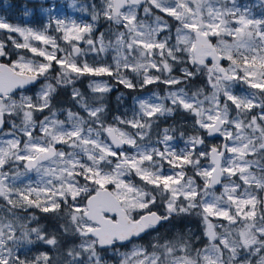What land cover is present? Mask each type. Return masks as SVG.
I'll return each instance as SVG.
<instances>
[{"label":"snow or ice","instance_id":"obj_1","mask_svg":"<svg viewBox=\"0 0 264 264\" xmlns=\"http://www.w3.org/2000/svg\"><path fill=\"white\" fill-rule=\"evenodd\" d=\"M91 7L92 21L103 17L110 28L115 26L114 41L106 43L103 32L93 39L94 23L56 19L34 29L0 18V30H5L0 57L9 55L10 42L14 49L42 58L19 55L9 64L0 63V136L12 137L0 139V198L5 202L0 212L25 221L14 224L0 216V264H105L101 251L107 249L118 253L117 264H264V194L255 191L264 193V18L252 16L237 0H102L98 9ZM141 9L145 20L138 19ZM173 27L175 43L170 44ZM50 29L59 36L50 34ZM161 33L167 34L158 39ZM80 41L88 45L87 50L79 46ZM110 48L115 51L112 64L82 59L88 52L99 55ZM223 60L228 61L226 67ZM54 63L59 66L55 76L51 75ZM172 64H190L195 71L184 67L181 76H172ZM150 69L170 75L162 79L150 74ZM122 70L140 74L141 88L157 82L180 85L203 71L205 87L211 91L200 87L189 93L180 87L164 96L153 93L138 101L139 112L131 118L114 117L113 124L105 125V105L93 103L102 100L111 87L106 81H94L89 87L100 95L91 103L79 89L73 87L71 92L87 118L71 109L67 124L56 118L52 101L59 88L73 85L74 79L84 75L111 76L135 88ZM41 79L44 82L34 96L24 94L26 86H35ZM237 82L254 91L234 94ZM177 108L192 113L195 125L209 136L221 134L225 142L198 150L205 140L194 135L177 150L170 143L174 138L168 128L154 142L149 133L155 119ZM253 109H259L257 114H252ZM45 110L49 115L37 121L34 114ZM14 115L21 117V123L9 120L12 129L3 132L5 117ZM37 127L41 135H34ZM58 144L72 151L58 149ZM155 144L162 145V150ZM125 145L133 151H124ZM18 162H24L23 171ZM165 163L170 174L165 173ZM189 166L194 175L187 174ZM29 172L37 173L38 179L21 181ZM132 175L141 183L126 179ZM196 176L203 179L202 185ZM18 181L22 186H17ZM217 185L223 188L219 195L214 191ZM158 195L164 203L162 214L152 210ZM62 205L60 219L65 223L60 227L64 234L79 239L66 250L68 259L54 261L47 252L21 258L25 244L42 242L53 248L60 244L35 214L21 213L39 209L59 216ZM193 209H199L195 214L204 225L207 243L203 247L193 248L189 238L150 244L152 251L140 245L119 253L117 245L131 243L174 216L192 214ZM213 217L223 218L228 226L214 224ZM238 223L242 226L233 227ZM253 256L258 259L253 261Z\"/></svg>","mask_w":264,"mask_h":264},{"label":"rangeland","instance_id":"obj_2","mask_svg":"<svg viewBox=\"0 0 264 264\" xmlns=\"http://www.w3.org/2000/svg\"><path fill=\"white\" fill-rule=\"evenodd\" d=\"M102 3V0H61L58 2H48V3H32L30 5L29 2H26L23 0L22 3H16L13 0H0V18H3L6 22L13 24V25H19L21 27H31L34 29H42L46 24L49 23L51 20L53 23L56 19H64V20H75L77 23H94V33H93V39H97L99 37V34L101 32L105 33V42L107 43L109 40L114 41L115 35L114 32L116 31L115 26L113 25V28L110 29V22L105 20L103 17L98 19L97 21H92V5H96L97 9L100 7ZM36 4V5H33ZM237 4L241 8H247L252 16L256 18H264V0H248L245 2H242L241 0H237ZM138 19L139 20H145V16L141 10H138ZM165 19L169 20L170 24H175L174 21H171L170 18L165 16ZM120 31H123L124 29L121 27L119 29ZM50 34H56L53 33L52 30H49ZM167 33H161L160 36H158V39L163 38V36ZM13 36H16L21 42L22 37H19L18 34H11ZM59 36V34H56ZM5 37V30H0V38ZM171 40L169 41L170 44L175 43V27H173L171 32ZM225 39H231L229 37H225ZM61 43L62 47H67V43L63 41H58ZM10 43V42H9ZM81 45V48L87 50L88 45L84 43L83 41L78 42ZM39 46V45H38ZM10 52L9 55L6 56L7 59L10 60L9 63L12 61H15L18 59L19 55H23L26 58H33L42 60V58L35 57L34 54L29 52L28 50H19L14 49L13 45L10 43ZM58 55H63V53H59ZM115 56V51L113 49H109L107 53H100L99 55L95 53L88 52L85 57H82V59H87L90 64H112L113 63V57ZM2 57H0V61ZM80 61L78 60V63ZM211 61H209L210 63ZM169 63H172L169 61ZM228 65V61H227ZM184 67H189V70L195 71V66H191L190 64H172V76H181L182 72L181 69ZM59 71V66L53 64V70L51 72V75L55 76L56 73ZM126 76H128L129 79L132 80L133 84L136 85L135 88H127L125 85L120 84L111 76L103 75V76H90V75H84L80 77L79 79H74L73 85L66 86L68 88L69 95L71 97L72 88L75 87L80 90L81 93H83L84 97L91 103L93 102L94 97L99 96L100 94L93 93L92 89L89 87V85L94 81H106L107 84L111 87V91L105 93L107 96L103 97V100L96 101L93 103V106H99V104L105 105V111L109 107L110 100L109 97L111 96V99H113V106L111 109V114L107 115L103 114V121L105 125L113 124L114 123V117H122V118H131L134 114V112H139V104L138 101L140 99H146L149 97H152L153 93H157L160 96H164L168 91L170 90H176L177 88L184 87L189 93L192 91L190 89H187L186 84H180V85H174V86H168L163 83L157 82L154 84L146 85L145 87H140V82L142 80V76L137 73H132L130 70H122ZM205 73V72H204ZM150 74L152 75H160L162 79L167 78L170 74L167 72H159L155 69H150ZM204 86L206 85V73H205V79H204ZM44 81H42L40 84H42ZM40 84L33 88L27 89V91L24 92L25 95L34 96L36 92L39 91ZM82 84H86V87L88 90H90L89 97H86L87 91L81 87ZM200 87H197L198 89ZM196 89H193L195 91ZM233 93L236 95H246L249 91H254L248 88V86L244 83L237 82L233 84L232 87ZM210 88H205L206 93H210ZM109 95V96H108ZM17 100L19 99V95L15 97ZM129 101H127V99ZM203 99V97H201ZM223 100V97L221 98ZM167 106H171L170 101L165 102ZM76 106L78 104L75 103ZM205 106L207 107L208 104L205 102ZM80 108V107H78ZM69 109V108H68ZM66 108H59L57 110V119L64 120L67 124V110ZM81 109V108H80ZM84 111V110H83ZM259 109H253L252 114H257ZM80 115L85 116L87 118V113L84 111V113L78 112ZM49 115L48 110H45L42 114L36 113L34 114V118L39 121L43 119V116ZM231 115H235V112L232 111ZM167 116H170L173 118L167 119V122L171 123L170 125L165 124V118ZM7 123L6 127L4 128L3 132L7 133L12 129V124L9 122V120H13L17 125L21 123V117L20 116H12L8 117L6 116ZM161 118V119H160ZM197 118L190 112H187L183 109L177 108L172 114H166L165 116L159 117L158 119H155V122L153 123L152 130L149 133L152 140L155 142L157 138H162L163 136V129L168 128L169 135L173 136V140L170 142L173 146L177 148V150L185 147V142L188 140L190 136L199 135L204 138L205 145L198 146V150L207 147H211L212 145H220V142L222 140L216 141L215 139L209 138L207 136L206 130L200 129L198 125H195V120ZM121 127H127L128 131H134L129 126H122ZM234 130V129H233ZM181 133H183V136H181ZM39 131V127H37L34 130V135H41ZM106 135V134H105ZM11 136H0V139H11ZM103 138V137H102ZM24 138L22 137V140ZM59 149H62L64 151L70 152L72 149L70 147H66L62 144H58ZM156 147H160L162 150V145L155 144ZM123 150L127 152L133 151L131 146L125 145L123 146ZM255 158L253 156H249V159ZM82 159L86 160V157H82ZM19 163V170L23 171L24 168V162H18ZM201 163H206L205 161H201ZM21 164L23 167H21ZM15 170V169H13ZM164 170L166 174L171 173V169L168 167V165L165 163ZM253 171L259 174V169L253 168ZM186 172L188 175H194L193 169L191 166L186 168ZM28 178H31L33 181L38 179V175L35 172H29L27 177H21V181L26 182ZM130 178L134 183L138 184L137 179L140 180L139 177H136L135 175H132ZM137 178V179H136ZM80 179L81 183H84V180L82 178ZM197 184L202 185L203 179L201 177L196 176L195 177ZM233 179H237L236 177H233ZM239 182V181H238ZM17 186H22V183L20 181L17 182ZM217 195H219L223 188L222 186L214 189ZM256 193L258 195L264 194L261 193L259 189H255ZM5 202L2 198H0V205H3ZM39 209H29L27 213H21L23 216H27L28 214H35L37 217L39 216ZM198 211V210H197ZM0 216H5L6 219L4 222H7V220H12L14 224H20L24 223V220H17L13 219L11 216H8L7 213L0 212ZM59 216H63V205H62V211L60 212ZM212 222L214 224H223L225 226H228V222L224 220L223 218H211ZM30 227L34 225H29ZM239 223L233 227H240ZM163 228L168 229L167 231L172 234V237H165L163 239H160L159 232H156L152 235V239H154V243L159 242L160 244H163L165 241H177L182 242L183 237L186 236L187 238H191L193 240L192 247L193 248H201L204 246V244L207 243V237L203 235L204 231V225L202 222V219L195 220L193 222H190L188 220L184 221L183 230L179 231L177 226L175 224L170 225H164ZM159 229V231H162ZM46 231L52 233V234H62L63 230L61 227H54V228H48L45 229ZM190 230V231H189ZM217 231H223L221 228H217ZM16 235H20L19 229L16 232ZM57 237V236H56ZM72 237V236H71ZM195 237H200L199 240H195ZM34 239V237H33ZM58 239V238H57ZM74 239V237H72ZM79 243V239L76 244ZM143 244V243H142ZM140 243V240H134L131 243L125 244L124 246L117 245L116 247L119 250V253H125L130 252L133 248V246H140L142 245ZM74 245L73 242H71V246ZM144 246V245H143ZM57 248H53L50 245H46L42 242H36L34 244H25L24 248L22 249L21 258H28L31 259L34 256L39 255L41 252H47L50 257L54 261L59 260L58 255L56 252ZM108 257L103 259L105 264H117L118 260L120 259L118 253H116L113 249H107L106 251ZM83 258V257H81ZM253 261L258 259V257L253 256Z\"/></svg>","mask_w":264,"mask_h":264},{"label":"trees","instance_id":"obj_3","mask_svg":"<svg viewBox=\"0 0 264 264\" xmlns=\"http://www.w3.org/2000/svg\"><path fill=\"white\" fill-rule=\"evenodd\" d=\"M13 1L16 2V3H18V4L23 2V0H13ZM241 1L242 2H245V1H248V0H241ZM30 5H32V3H30ZM33 5H36V4H33ZM2 38H5V37L3 36ZM213 40L215 41V38ZM9 46H10V43L7 42L6 51H9L10 52ZM1 60L2 61H5L7 63L10 62V60L7 59L6 57H2ZM225 63L227 64V61L226 60H225ZM204 79H205V73L202 71L194 79H189L186 83H182V84H186L187 89H190L191 91H193V89H196L197 87H203L204 86V81H205ZM42 81L43 80L41 79L40 82H42ZM81 87L87 91L86 97L88 98L89 97V94H90V90L87 89L86 84H82ZM205 88L207 89L208 87H205ZM95 94H99V93H95ZM105 96H107V94H104L103 95V97H105ZM129 99L130 98H128L127 101H129ZM105 100L102 99V101H105ZM109 100H110L109 107L105 111V114H107V115L111 114V109H112V106H113V99H111V96L109 97ZM52 103H53V105L55 106L56 109H59V108H66V109H68L69 108L73 112H81L82 111V113H84V111H83L82 108L81 109L78 108L80 106H76L75 105V102L71 99V97L69 95V92H68V88L66 86L61 87V88L58 89L57 94L55 95ZM167 119L168 120L169 119H172L173 120V118H169V117H166L165 118V124L166 125H170L171 123H169V121L167 122ZM6 120H8V118ZM21 167H23L22 164H21ZM137 181H138V184L141 183V181L139 179H137ZM149 187H151V186H149ZM157 204L160 206V208L162 210H164V203L162 202V200H161L160 197L158 198ZM196 212H199V209H193L192 210V214L189 215L190 218H191V220H194L195 221V220L201 219L200 216H197L195 214ZM38 218H39V223L41 225H43L45 227V229L54 228V227H60L61 224H64L65 223V220L64 219H60V216H57V214H55V213H43V212L39 211ZM174 221L178 225H181V226L183 225V221H181V217L180 216L179 217L174 216ZM32 225L35 226V223H33ZM169 234H170V232L164 229L163 232H162V234H161V237L163 238L164 235H165V237H170L171 235H169ZM56 236L58 238V241L60 242L59 248H57V250H56L57 255H58V259L60 261H66L68 259L66 257V255H65L66 250L71 246V242H73L74 245H75L77 243V241H78V238L72 239V237L70 235H66L64 233H62V234H56ZM189 238L184 237L183 240L189 239ZM147 241H149V239L143 241V243H145V245H147L149 247V242H147ZM106 251L107 250H102L101 251V256L103 257V259H105V258L108 257Z\"/></svg>","mask_w":264,"mask_h":264},{"label":"flooded vegetation","instance_id":"obj_4","mask_svg":"<svg viewBox=\"0 0 264 264\" xmlns=\"http://www.w3.org/2000/svg\"><path fill=\"white\" fill-rule=\"evenodd\" d=\"M112 28H113V26H112L110 29H112ZM167 117L171 118L170 116H167ZM171 120H172V119H171ZM223 141H224V138H223ZM220 145H221V142H220ZM57 146H59V145H57ZM220 187H221V186H220ZM218 188H219V187H218ZM215 189H217V188H215ZM158 198H159V195H158ZM158 198H157V202H158ZM152 210H153V211H157L158 213H161V214H162L163 211H164V210H162V209L160 208V206H159L158 204H156L155 206H152ZM180 217H181V221H183V225H182V226L176 224V222L174 221V217H172L171 220H170L169 222H164V223H162L161 225H157L156 229H154V230H149V232H148L147 234H145L143 237L139 238L138 241L140 240V243L142 244L143 241L149 239V241H147V242H149V247H148L147 245H145V243H143L142 245H144V247L148 248L149 251H152V248L150 247V244H155V243H154V239H155V238L152 239V238H151L152 235H153L154 233H156V232H159V234H160L159 238H160V239L165 238V235H164L163 238L161 237V234H162L163 230L165 229V228H163V230H162V229H161L162 226H164V225H170V224H175V225L177 226L178 230H179V231H182V230H183V226H184V221H185V220H188V221H190V222H193V221H194V220H191V218H190L189 215H181ZM159 229H161L162 231H159ZM165 230H168V229H165ZM169 235H171V237H172V234H169ZM184 237H186V236H184ZM184 237H183L182 239H184Z\"/></svg>","mask_w":264,"mask_h":264},{"label":"water","instance_id":"obj_5","mask_svg":"<svg viewBox=\"0 0 264 264\" xmlns=\"http://www.w3.org/2000/svg\"><path fill=\"white\" fill-rule=\"evenodd\" d=\"M24 1H26V2H31V3H39V2H41V3H48V2H58V1H61V0H24ZM214 43V42H213ZM209 60H210V58H209ZM223 62H224V60L223 61H221V63L223 64ZM0 63H4V64H9V63H7V62H4V61H1ZM224 65V64H223ZM225 66V65H224ZM38 84V83H37ZM36 84V85H37ZM30 87H33L32 85H29V86H26V88L28 89V88H30ZM5 125H6V119H5V124H4V127H3V129L5 128ZM207 136L209 137V138H212V139H219V138H221L222 137V135L221 134H219V133H216V134H213V135H211V136H209L208 134H207ZM225 142V140L222 142V144ZM212 146H214V145H212ZM221 185H217L215 188H218V187H220ZM145 234H141V237H143ZM141 237H139V238H141ZM139 238H133L132 239V241L134 240V239H139ZM125 244H128V242H124V245Z\"/></svg>","mask_w":264,"mask_h":264}]
</instances>
